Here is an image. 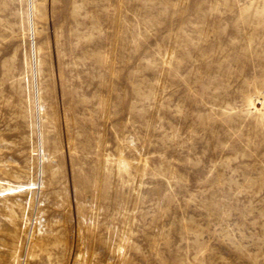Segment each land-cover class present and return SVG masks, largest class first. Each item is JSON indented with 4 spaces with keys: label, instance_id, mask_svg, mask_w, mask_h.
Instances as JSON below:
<instances>
[{
    "label": "rangeland",
    "instance_id": "rangeland-1",
    "mask_svg": "<svg viewBox=\"0 0 264 264\" xmlns=\"http://www.w3.org/2000/svg\"><path fill=\"white\" fill-rule=\"evenodd\" d=\"M0 178V264H264V0H0Z\"/></svg>",
    "mask_w": 264,
    "mask_h": 264
},
{
    "label": "bare ground",
    "instance_id": "bare-ground-1",
    "mask_svg": "<svg viewBox=\"0 0 264 264\" xmlns=\"http://www.w3.org/2000/svg\"><path fill=\"white\" fill-rule=\"evenodd\" d=\"M42 185V182H10L5 179L0 178V198H4L7 196H14L21 193H29L32 194L33 190L36 189L37 185ZM33 235V231L31 236Z\"/></svg>",
    "mask_w": 264,
    "mask_h": 264
}]
</instances>
